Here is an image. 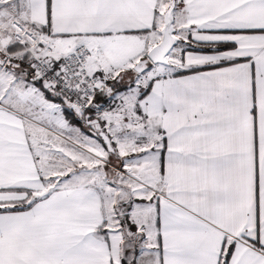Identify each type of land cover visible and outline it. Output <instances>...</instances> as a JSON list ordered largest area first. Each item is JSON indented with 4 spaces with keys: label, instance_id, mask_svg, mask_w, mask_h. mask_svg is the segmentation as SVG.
<instances>
[{
    "label": "snow or ice",
    "instance_id": "obj_1",
    "mask_svg": "<svg viewBox=\"0 0 264 264\" xmlns=\"http://www.w3.org/2000/svg\"><path fill=\"white\" fill-rule=\"evenodd\" d=\"M0 264H264V0H0Z\"/></svg>",
    "mask_w": 264,
    "mask_h": 264
}]
</instances>
